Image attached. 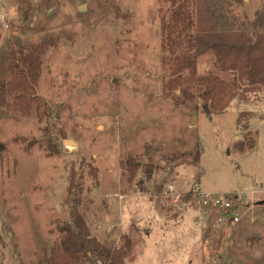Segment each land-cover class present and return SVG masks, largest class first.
I'll return each mask as SVG.
<instances>
[{
    "label": "rangeland",
    "instance_id": "1",
    "mask_svg": "<svg viewBox=\"0 0 264 264\" xmlns=\"http://www.w3.org/2000/svg\"><path fill=\"white\" fill-rule=\"evenodd\" d=\"M204 4L211 35L236 40L249 34L264 0ZM166 6L0 0V58L9 43L57 44L43 55L36 87L48 118L0 109V264H52L72 199L102 245L118 250L128 239L125 264H264V88L237 96L222 114L205 109L196 83L191 102H177L178 89L165 93L171 60L159 25ZM7 66L5 59L4 74ZM196 73L232 79L210 55L197 59ZM199 149L198 164L168 160ZM196 186L236 197L241 222L216 227V216L205 220L197 205L182 202Z\"/></svg>",
    "mask_w": 264,
    "mask_h": 264
},
{
    "label": "trees",
    "instance_id": "2",
    "mask_svg": "<svg viewBox=\"0 0 264 264\" xmlns=\"http://www.w3.org/2000/svg\"><path fill=\"white\" fill-rule=\"evenodd\" d=\"M167 6L160 19L161 51L171 60L170 77L162 84L165 93L179 90L177 102H191V86L196 83L205 91L199 95L202 105L215 114L224 113L241 94L259 93L264 88V7L254 14L250 32L244 38L218 40L206 24L204 0H162ZM54 39H41L35 44L9 43L8 55L0 58V109L8 115L29 116L36 112L37 120L47 119L49 109L36 93L43 67V55L53 46ZM18 51L15 53V50ZM214 57L220 72L231 73L230 83L217 76L197 78V59ZM166 57H161L162 63ZM166 58V59H165ZM8 62L5 74L3 61ZM4 74V75H3ZM2 76V77H1ZM241 92V93H240ZM243 98V97H241ZM197 109V108H195ZM205 111V110H204ZM248 132V131H247ZM242 135L244 138L247 134ZM242 141L236 146L242 151ZM248 147V150L251 149ZM202 150L168 158L171 162L190 158L199 163ZM129 170L132 171L130 166ZM193 189L184 193L181 201L197 205ZM69 216L58 225V240L51 258L52 264H79L95 260L100 264H125L124 248L113 250L90 235L75 199L68 202Z\"/></svg>",
    "mask_w": 264,
    "mask_h": 264
},
{
    "label": "built area",
    "instance_id": "3",
    "mask_svg": "<svg viewBox=\"0 0 264 264\" xmlns=\"http://www.w3.org/2000/svg\"><path fill=\"white\" fill-rule=\"evenodd\" d=\"M175 192L174 186L168 184L165 193L168 195H173ZM193 196L197 201V207L199 212H202L204 219L207 220L211 215L216 216V227H228L233 228L238 225L243 219V213L241 212V201L234 198L231 202L222 197H213L210 194L203 193L198 186L193 189ZM198 212V219L201 221L203 219Z\"/></svg>",
    "mask_w": 264,
    "mask_h": 264
},
{
    "label": "water",
    "instance_id": "4",
    "mask_svg": "<svg viewBox=\"0 0 264 264\" xmlns=\"http://www.w3.org/2000/svg\"><path fill=\"white\" fill-rule=\"evenodd\" d=\"M79 11H82V9L80 8ZM66 144L71 146L72 144H75L74 142H70V141H66ZM128 244H129V241L127 238H125V241H124V245H123V248L124 250H126L128 248Z\"/></svg>",
    "mask_w": 264,
    "mask_h": 264
}]
</instances>
